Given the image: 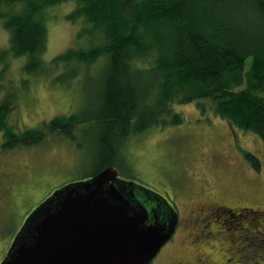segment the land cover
Returning <instances> with one entry per match:
<instances>
[{
    "label": "trees",
    "instance_id": "trees-1",
    "mask_svg": "<svg viewBox=\"0 0 264 264\" xmlns=\"http://www.w3.org/2000/svg\"><path fill=\"white\" fill-rule=\"evenodd\" d=\"M69 1L75 8L64 18L84 24L78 37H88V45L44 63L46 12ZM0 26L10 33V50L0 60L25 56L26 73L61 68L56 79L67 82L95 64L103 70L96 112L88 116H56L15 131L7 123L14 98L0 100L3 150L37 145L49 135L75 140L77 128L87 125L96 133L95 175L121 166L127 137L181 123L172 106L192 102L201 112L209 103L216 116L264 141V0H0ZM242 155L260 170L256 156ZM252 212L263 226L259 231L246 221L237 244L245 248L244 263L264 264V247L245 243L251 236L264 241V211Z\"/></svg>",
    "mask_w": 264,
    "mask_h": 264
},
{
    "label": "rangeland",
    "instance_id": "rangeland-1",
    "mask_svg": "<svg viewBox=\"0 0 264 264\" xmlns=\"http://www.w3.org/2000/svg\"><path fill=\"white\" fill-rule=\"evenodd\" d=\"M74 8L75 3L69 1L47 10L44 63L69 48L88 45V37H78L84 24L64 18ZM9 50L10 33L0 26V55ZM26 60L10 53L0 60V70L7 65L0 80V100L14 98L7 123L15 131L35 128L56 116L96 112L102 67L95 64L88 73L61 82L56 79L61 68L26 73ZM209 105L206 103L204 112L196 102L173 105V112L182 116L181 123L153 126L130 135L120 148L123 162L116 168L119 177L174 205L180 218L177 231L154 264H186L195 257L210 258L215 264H250L234 255L238 248L245 255V248L237 244L242 224L252 219V227L261 230L262 220L252 211H264V141L252 132L234 128ZM86 128H77L75 140L49 135L33 146L10 150L0 146V263L25 219L50 193L61 185L85 181L97 170L96 133ZM242 151L259 159V171L243 158ZM203 202L231 210L192 226L191 211ZM230 214L235 217L228 218ZM201 231H208L206 237ZM245 243L264 247L263 240L252 236Z\"/></svg>",
    "mask_w": 264,
    "mask_h": 264
},
{
    "label": "water",
    "instance_id": "water-1",
    "mask_svg": "<svg viewBox=\"0 0 264 264\" xmlns=\"http://www.w3.org/2000/svg\"><path fill=\"white\" fill-rule=\"evenodd\" d=\"M172 212L166 222L160 210ZM173 209L107 167L53 191L0 264H149L171 238Z\"/></svg>",
    "mask_w": 264,
    "mask_h": 264
},
{
    "label": "flooded vegetation",
    "instance_id": "flooded-vegetation-1",
    "mask_svg": "<svg viewBox=\"0 0 264 264\" xmlns=\"http://www.w3.org/2000/svg\"><path fill=\"white\" fill-rule=\"evenodd\" d=\"M58 188H60V187H58ZM169 204H170L171 208L173 209V213L175 214V217H174L175 220H174V230H173V233L171 235V238L166 243H168L169 241H171L174 233L177 231V229H178V227L180 225V218L178 216V213L176 212V209H175L174 205H172L171 203H169ZM243 209H245V208H243ZM230 210L231 209H229L228 207H226L224 205H219V204H216V203L203 202L202 204L201 203L200 204H195L194 207H193V209H192V211H191V214H193V216L191 215V217H190L191 219L189 220V222L192 224V226H194L199 221H202L203 222V220H202L203 218L216 217L219 214H221V215H227V213L230 212ZM160 213H161V220L163 222H166L168 219H170V217H171L170 215L172 214V212H168L167 209L160 210ZM203 214H206V215L202 216ZM189 222L187 223V225L190 224ZM204 232L201 231V233H202L201 236H205L206 237V235L208 234V231L205 232V233ZM159 253H160V251L158 252V254L153 258V260L149 264H154V261L157 259ZM239 254H240V256H239ZM234 256L237 257L238 260L240 259V262H241V259L244 260V258H245L244 255H242V252H241V250L239 248H238V251H237V249L235 250V255ZM203 258L205 260L204 259H201L200 257H195L193 259V261H189L186 264H215V263H212L211 262V259L210 258H207V257H203ZM176 264H184V263L177 262Z\"/></svg>",
    "mask_w": 264,
    "mask_h": 264
}]
</instances>
